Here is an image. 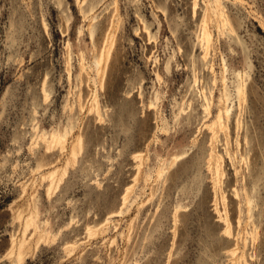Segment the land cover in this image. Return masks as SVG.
I'll list each match as a JSON object with an SVG mask.
<instances>
[{
	"label": "rangeland",
	"instance_id": "rangeland-1",
	"mask_svg": "<svg viewBox=\"0 0 264 264\" xmlns=\"http://www.w3.org/2000/svg\"><path fill=\"white\" fill-rule=\"evenodd\" d=\"M196 1L0 0V264H264V0Z\"/></svg>",
	"mask_w": 264,
	"mask_h": 264
},
{
	"label": "bare ground",
	"instance_id": "bare-ground-1",
	"mask_svg": "<svg viewBox=\"0 0 264 264\" xmlns=\"http://www.w3.org/2000/svg\"><path fill=\"white\" fill-rule=\"evenodd\" d=\"M198 6V4H197V1L195 0V2H194V9H196V7ZM215 8H216V11H217V14H218V16H220L221 18H223V24H224V26L225 25H227L228 24V20L225 18V13L223 12V9H222V7H221V5H220V3H217V5L215 6ZM207 17L205 18V23L203 24V29H202V34H201V36L199 37V40H200V43H201V46H202V48H203V51H204V56H203V60L204 61H206L207 59H208V55H209V51H210V49H211V47H212V34H211V31H210V27H209V18H210V16H209V13H208V9H207ZM211 15V14H210ZM92 21H94V20H92ZM212 21V20H211ZM210 21V22H211ZM93 27H94V25L93 24H91L90 26H89V29H90V32H91V34H92V32H93ZM113 27H114V22L112 23V25H111V29L109 30V34H108V38H110V36L112 35V29H113ZM109 40V39H108ZM100 62H98V64H99ZM82 69L84 70V66L82 67ZM237 75V78H238V84H237V88H236V91H237V94H238V96L239 97H241L243 94H244V84H243V81L242 80H239L240 78H241V74L240 73H237L236 74ZM242 79V78H241ZM196 82V81H195ZM223 82H224V80H223ZM215 83H216V79H215ZM203 94H204V92H202ZM204 99H205V105H204V109H205V113H208V114H211L210 112H209V110H210V103L208 102V100H207V97H206V95H204ZM220 103H223V101H222V99L220 100ZM99 104H98V100H97V98H95L94 99V101H93V104H92V106L94 107V108H92V109H95L96 110V112H99V106H98ZM83 109V108H82ZM91 109V110H92ZM221 117H222V113L221 112H219V114H218V116H217V118H216V120L211 124V125H209V128L213 131V138H212V140H215L217 137V132H218V124L220 125V128L222 129L223 128V125L221 124ZM223 123V122H222ZM226 128V127H225ZM211 131V132H212ZM65 137H66V135L64 134V135H61V134H59V133H53V134H51V136L50 137H47V135H46V133H44V134H41V136H40V139L41 140H43L44 142H48L47 144H52V143H54V142H56V141H62V139L64 138L65 139ZM36 138V137H35ZM62 144V143H61ZM51 146V145H50ZM66 148V147H65ZM71 152V151H70ZM213 152V151H212ZM71 153H73L72 155H75V149H73V151L71 152ZM217 156V155H216ZM212 157L213 156H211V160H212ZM176 158V157H175ZM209 158H210V156H209ZM217 159L218 158H220V157H216ZM210 160V159H209ZM220 160V159H219ZM216 161V160H215ZM211 162H213V160L211 161ZM211 162H208V163H211ZM218 162V161H217ZM214 163V162H213ZM210 165V164H209ZM221 165L222 164H220V161H219V163H217L216 165H214L215 167H214V172H215V175H217L218 177L221 175L220 174V170H221ZM211 167V166H210ZM209 167V168H210ZM213 167V166H212ZM210 171H213V170H210ZM52 173V172H51ZM212 173V172H211ZM223 174V173H222ZM49 175V174H48ZM222 176V175H221ZM220 176V177H221ZM51 177V176H50ZM49 178V177H48ZM47 178V179H48ZM51 179V178H50ZM221 179V178H220ZM217 180V179H216ZM218 181H219V178H218ZM217 181V182H218ZM55 182H56V179H55ZM219 185V184H218ZM127 202H128V197H127V195L125 196V197H123V205L125 206L126 204H127ZM220 212V211H219ZM224 214V213H223ZM225 217H224V221L228 224L229 222H228V217L226 216V215H224ZM230 224V223H229ZM228 233V232H227ZM48 238H49V236H48ZM42 239V237H40V240ZM39 240V241H40ZM14 245V244H13ZM237 251V250H236ZM233 252L235 253V251L233 250ZM27 253H28V247H27V245H26V243H25V241H21L20 243H19V245H18V248H17V258L19 259V260H21V259H23L26 255H27ZM230 253H231V251H230ZM241 260H239L238 261V263L240 264L241 263V261H244V255H242V257L240 258ZM237 263V262H236Z\"/></svg>",
	"mask_w": 264,
	"mask_h": 264
}]
</instances>
